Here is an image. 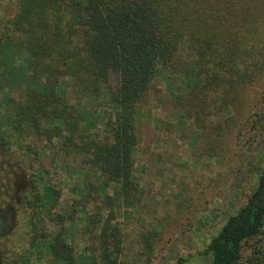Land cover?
Instances as JSON below:
<instances>
[{
  "label": "trees",
  "instance_id": "16d2710c",
  "mask_svg": "<svg viewBox=\"0 0 264 264\" xmlns=\"http://www.w3.org/2000/svg\"><path fill=\"white\" fill-rule=\"evenodd\" d=\"M160 76L171 102L153 90ZM262 86L264 0H18L0 17V264H130L107 191L123 204L144 197L139 118L161 103L193 122L207 154L245 141L246 179L234 187H252L201 256L264 264V93L251 94ZM69 158L82 162L97 213L86 195L61 208L47 177ZM158 236L141 234L147 250Z\"/></svg>",
  "mask_w": 264,
  "mask_h": 264
},
{
  "label": "rangeland",
  "instance_id": "374dc122",
  "mask_svg": "<svg viewBox=\"0 0 264 264\" xmlns=\"http://www.w3.org/2000/svg\"><path fill=\"white\" fill-rule=\"evenodd\" d=\"M17 3L18 0H0V17L13 15ZM22 62L28 66L29 58ZM164 83V78L158 77L153 90H163L164 101L171 102ZM262 88L252 89L251 94L264 93V86ZM12 95L17 93L12 92ZM168 108L162 103L159 107L148 106L139 118L135 177L145 191L144 197L128 204L119 202L120 207L115 186L111 185L107 192L113 198L115 219L123 229L127 262L181 264L183 259L187 261L185 264H208V258L201 254L228 217L242 205L244 194L252 187V182L242 184L243 194L234 187L246 179L238 170L246 166L248 147L245 141L239 145L234 135L223 141L216 153L207 154L205 140H200L193 122L182 118L183 123L179 124L176 112ZM69 161L67 169L53 168V174L47 177L62 189L61 208L64 209L88 196L85 188L88 178L78 173L82 162L79 158H69ZM19 169L23 173L20 171L18 187L26 190L29 187L27 173L23 166ZM92 181L97 183V178ZM88 197L92 202L89 210L97 213L95 205L100 203L93 200L97 196L92 193ZM83 218L79 215L78 228ZM150 232L159 235L151 251L141 240L142 233ZM89 244V237H84L82 230L78 231L77 251L82 254Z\"/></svg>",
  "mask_w": 264,
  "mask_h": 264
}]
</instances>
